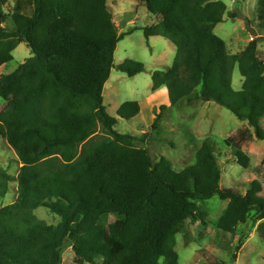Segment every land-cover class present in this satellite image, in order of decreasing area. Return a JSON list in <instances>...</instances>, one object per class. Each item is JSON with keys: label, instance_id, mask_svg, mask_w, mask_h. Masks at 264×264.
I'll use <instances>...</instances> for the list:
<instances>
[{"label": "trees", "instance_id": "obj_1", "mask_svg": "<svg viewBox=\"0 0 264 264\" xmlns=\"http://www.w3.org/2000/svg\"><path fill=\"white\" fill-rule=\"evenodd\" d=\"M9 1L0 0V68L20 44L34 55L0 78V98L10 101L0 116V138L23 164L17 202L0 209V264H64L68 243L88 264H179L177 236L188 220L204 222L199 203L216 196L228 202L219 230L235 234L254 212L264 239L261 183L252 182L246 195L223 188L212 144L205 142L196 163L178 172L166 158L156 162L136 137L115 130L118 119L107 112L103 92L117 45L133 30L120 33L108 0H13L10 26L4 27L2 8ZM141 1L159 18L146 37L161 36L176 47L172 66L152 72V90L167 89L172 106L215 102L254 129L242 131V141H264V61L257 40L231 54L215 34L227 5ZM258 7L264 29V0ZM56 19L71 20L73 27L52 32ZM237 65L244 78L240 91L232 86ZM118 69L129 77L146 71L132 60ZM140 112L139 102L127 101L117 115L130 120ZM100 126L107 136L87 143ZM227 144L248 168L250 157L240 143L230 138ZM12 180L0 168V199ZM39 207L49 208L60 223L37 221L32 211Z\"/></svg>", "mask_w": 264, "mask_h": 264}, {"label": "rangeland", "instance_id": "obj_2", "mask_svg": "<svg viewBox=\"0 0 264 264\" xmlns=\"http://www.w3.org/2000/svg\"><path fill=\"white\" fill-rule=\"evenodd\" d=\"M217 1L227 5V13L214 32L226 42L228 51L231 54H239L252 41L257 40V54L264 61V29L260 26L258 16L259 0ZM108 5L120 33L127 34L133 30L117 45L114 67L103 92V104L107 112L118 119L115 130L136 137L135 144L138 147L148 149L156 162L162 158L168 159L178 172L194 165L199 148L209 142L213 145L221 166V186L246 195L250 184L258 181L263 188L260 196L264 198V141L256 136L252 141H242L240 133L245 130L254 133V129L215 102L198 101L191 106L183 100L172 106L167 89L162 88L154 92L151 74L155 70L164 71L172 66L176 47L164 37H146V31L156 25L159 18L149 13L141 0H108ZM13 9V0L2 8L3 15L7 17L4 27L10 26ZM73 24L71 20L56 19L51 21V29L55 32L72 28ZM33 55L26 44H20L13 52L14 59L1 69L2 76L15 72ZM129 60L143 63L146 71L135 77L121 72L118 66ZM243 82L244 78L237 65L233 73V89L240 91ZM197 91L200 92V88ZM127 101H137L141 106L140 114L130 120L117 115L118 109ZM9 106L10 101L0 98V116ZM163 107L166 109L162 110ZM160 114V120L157 122ZM261 126L264 129V118ZM106 136L100 126L87 143L100 142ZM230 138H235L241 149L250 157L248 168L238 164L234 147L227 144ZM85 144L80 147V155ZM22 167L23 164L15 150L1 137L0 168L13 180L9 183L6 196L0 199V209L17 202V178ZM227 205V201H222L217 196L199 203V212L204 217V222L188 220L185 232L177 236L176 251L179 264H264V239L258 232L261 222L255 221L254 212L246 224L238 227L235 234H226L218 229V221L226 211ZM32 215L37 221L51 226H56L61 221V218L47 207L33 210ZM233 256L236 258L233 259ZM63 263L88 264L75 254L70 243L64 247ZM97 263L101 264L102 260Z\"/></svg>", "mask_w": 264, "mask_h": 264}, {"label": "crops", "instance_id": "obj_3", "mask_svg": "<svg viewBox=\"0 0 264 264\" xmlns=\"http://www.w3.org/2000/svg\"><path fill=\"white\" fill-rule=\"evenodd\" d=\"M4 67H5V65L2 66V67L0 68V78L2 77L1 69H2V68L4 69ZM3 69H2V70H3Z\"/></svg>", "mask_w": 264, "mask_h": 264}, {"label": "water", "instance_id": "obj_4", "mask_svg": "<svg viewBox=\"0 0 264 264\" xmlns=\"http://www.w3.org/2000/svg\"><path fill=\"white\" fill-rule=\"evenodd\" d=\"M253 33H254L255 35H257V33H256L255 31H253Z\"/></svg>", "mask_w": 264, "mask_h": 264}]
</instances>
